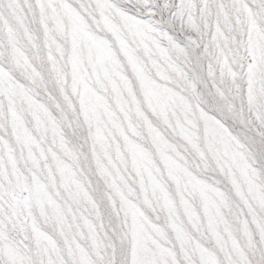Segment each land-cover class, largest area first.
Here are the masks:
<instances>
[{
    "label": "snow or ice",
    "instance_id": "snow-or-ice-1",
    "mask_svg": "<svg viewBox=\"0 0 264 264\" xmlns=\"http://www.w3.org/2000/svg\"><path fill=\"white\" fill-rule=\"evenodd\" d=\"M0 264H264V0H0Z\"/></svg>",
    "mask_w": 264,
    "mask_h": 264
}]
</instances>
